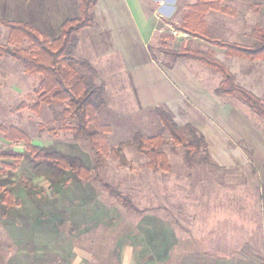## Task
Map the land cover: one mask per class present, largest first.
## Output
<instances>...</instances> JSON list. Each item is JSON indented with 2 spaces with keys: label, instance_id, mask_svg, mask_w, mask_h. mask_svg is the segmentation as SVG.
Returning a JSON list of instances; mask_svg holds the SVG:
<instances>
[{
  "label": "rangeland",
  "instance_id": "1",
  "mask_svg": "<svg viewBox=\"0 0 264 264\" xmlns=\"http://www.w3.org/2000/svg\"><path fill=\"white\" fill-rule=\"evenodd\" d=\"M8 3L0 0V19L13 5ZM100 3L99 32L78 33L75 80L91 79L103 88L98 119L110 129L108 151L125 145V164L103 152L101 167L94 170L89 142L74 130L75 119L64 117V104L34 109L41 77L24 74L18 62L0 55V264H264V119L238 96L216 97L218 74L163 51L183 45L210 53L263 104L264 62L229 57L176 31L170 24L178 25L194 0ZM225 5L234 16L209 13L206 34L253 45L251 32H264V0ZM7 35L0 26V44ZM175 80L187 104L196 94L212 97V119L172 103L171 112L163 103L167 97L159 95L162 85L176 87ZM157 106L168 109L178 126L191 124L203 134L209 164L185 163L184 150L161 131L152 112ZM10 128L32 145L87 168L90 177L80 179L70 169L50 184L33 169L23 143L4 137ZM136 133L162 136L169 171L147 168V158L129 145ZM5 192L12 197L10 206L3 202Z\"/></svg>",
  "mask_w": 264,
  "mask_h": 264
},
{
  "label": "trees",
  "instance_id": "2",
  "mask_svg": "<svg viewBox=\"0 0 264 264\" xmlns=\"http://www.w3.org/2000/svg\"><path fill=\"white\" fill-rule=\"evenodd\" d=\"M227 0H194L187 6L181 22L178 25L171 23L174 29L192 39H197L207 45L221 49L225 55L246 61L264 62V32L255 28L251 37L255 43L246 46L234 42L220 40L206 34L205 17L209 13H218L225 16H234L233 11L225 5ZM98 0H78L79 17L65 21L61 26L59 36L49 41L37 28L22 22L0 21V25L8 30L5 44H0V55H7L18 62L24 74L39 75L40 83L35 90L38 96V104L49 106L51 104H64V117L74 118L76 126L74 130L86 136L90 151L93 155L94 170L101 167L102 156L108 152L121 164H125L121 144L108 151L105 136L110 129L102 125L98 119V111L103 105L102 87L94 85L91 79L83 78L75 80L78 75L74 68L75 60L72 52L78 44V33L85 28L94 25L93 7ZM26 44V47H22ZM163 54L173 60L187 59L210 69L221 77V82L214 91L216 97L238 96L243 104L255 115L264 119V104L253 93L240 87L235 82L234 76L227 70L223 63L213 58L208 52H200L185 48L180 45L175 51H163ZM81 65L92 71L89 63L81 62ZM153 114L158 118L161 131L166 133L173 145L184 150V161L192 163L209 164L210 159L206 150V141L203 134L191 124L178 126L172 113L165 107H154ZM4 137L9 141H20L24 145L27 154L32 158L33 169L38 174L56 184L63 174L73 169L80 179H88L90 171L81 166H73L63 156L46 151L31 144L30 139L23 132L10 128L3 131ZM129 145L140 155L147 158V168L152 171H169V163L162 151L164 140L160 134L152 137H144L136 133ZM26 188V184H22ZM119 200L121 197L116 194ZM12 197L8 192L3 194V202L11 205ZM264 207V199L262 201Z\"/></svg>",
  "mask_w": 264,
  "mask_h": 264
},
{
  "label": "crops",
  "instance_id": "3",
  "mask_svg": "<svg viewBox=\"0 0 264 264\" xmlns=\"http://www.w3.org/2000/svg\"><path fill=\"white\" fill-rule=\"evenodd\" d=\"M6 1H9V3L11 2L13 5L10 6V4L8 3L11 8H9V10L7 11H4V13L2 12V17H4L5 19H0V21L22 22L30 26H33L37 28L41 33H43V35L49 41H52L59 36L61 31V26L65 21L79 17L78 0H12V1L6 0ZM134 4L136 6L138 5L137 3ZM100 8H101V3L100 0H98L97 4L93 7L96 23L98 25L95 28L89 27L83 29L82 30L83 33L90 32V34H94L95 33L94 31L99 32L100 21L98 17L101 15V11L98 12V10ZM137 8H139L140 11L142 10V8H140V5H138ZM9 17H13L15 20H9L8 19ZM79 44H81L80 39H78L77 48ZM254 62H260V61H254ZM178 81L182 85L185 84L186 82L183 81L182 78H180ZM175 83H176V87L172 86L171 83H168L169 89H166V86L162 85L161 88L163 91L159 95L161 98L163 97V99L167 97L165 99L166 101H164L163 103H165V105L171 108L170 109L171 112H174V109H172L170 103L182 107V110H186L189 113L196 114L198 116H204L206 119L213 118L215 107L213 106L212 97L208 98L207 96L205 97L203 96L202 98H200L199 95L196 94L195 98L193 99L194 101H191L192 103L189 102L187 104L186 101H184L182 98L183 96L182 86L179 85L177 81ZM246 90H248L249 92L253 93L256 97H258L256 91L252 89H246ZM249 261L250 260H248V262Z\"/></svg>",
  "mask_w": 264,
  "mask_h": 264
}]
</instances>
